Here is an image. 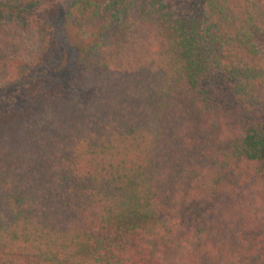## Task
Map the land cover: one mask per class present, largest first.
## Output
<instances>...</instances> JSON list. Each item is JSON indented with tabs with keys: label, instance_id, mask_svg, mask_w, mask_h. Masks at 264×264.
Segmentation results:
<instances>
[{
	"label": "trees",
	"instance_id": "16d2710c",
	"mask_svg": "<svg viewBox=\"0 0 264 264\" xmlns=\"http://www.w3.org/2000/svg\"><path fill=\"white\" fill-rule=\"evenodd\" d=\"M81 102L50 74L66 45ZM0 264H264V0H0Z\"/></svg>",
	"mask_w": 264,
	"mask_h": 264
},
{
	"label": "rangeland",
	"instance_id": "374dc122",
	"mask_svg": "<svg viewBox=\"0 0 264 264\" xmlns=\"http://www.w3.org/2000/svg\"><path fill=\"white\" fill-rule=\"evenodd\" d=\"M58 28V36L66 45V52L64 60L58 72L50 71L53 77H56L64 86L66 93L74 100L73 102H81L86 94L81 90H77L71 83V71L69 61L75 49H79V40L75 29L68 24L62 14L55 21ZM0 33L3 36L10 38L13 43V50L17 53L19 62L28 68L30 62L35 59L38 52L43 49V35L40 30L31 29L26 26L22 21L13 18L12 16H4L0 18ZM253 41L255 42L258 50L264 52V36L254 35ZM79 47V48H78ZM33 69V68H32ZM1 98V97H0ZM1 251V250H0Z\"/></svg>",
	"mask_w": 264,
	"mask_h": 264
}]
</instances>
